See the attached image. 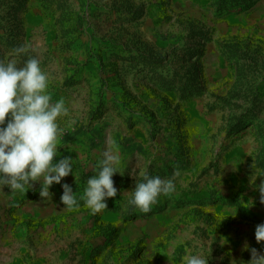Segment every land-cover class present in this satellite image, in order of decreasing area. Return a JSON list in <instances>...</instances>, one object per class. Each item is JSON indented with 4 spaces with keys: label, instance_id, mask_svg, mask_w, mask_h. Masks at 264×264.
<instances>
[{
    "label": "rangeland",
    "instance_id": "374dc122",
    "mask_svg": "<svg viewBox=\"0 0 264 264\" xmlns=\"http://www.w3.org/2000/svg\"><path fill=\"white\" fill-rule=\"evenodd\" d=\"M24 45L25 51L15 49ZM30 57L49 78L74 174L0 185V264H208L264 251V0H0V60ZM116 145L117 196L92 214L79 199ZM141 170L174 177L150 210L127 204Z\"/></svg>",
    "mask_w": 264,
    "mask_h": 264
},
{
    "label": "clouds",
    "instance_id": "9594fccd",
    "mask_svg": "<svg viewBox=\"0 0 264 264\" xmlns=\"http://www.w3.org/2000/svg\"><path fill=\"white\" fill-rule=\"evenodd\" d=\"M16 53L25 51L21 45ZM49 78L36 57H30L18 66L15 59L0 60V185L10 192L23 191L40 182V195L51 196L53 184H61L65 177L74 174V159L67 155L58 158V140L65 132L58 118L67 112L63 98L53 101L48 91ZM118 147L105 149L99 160L97 174L86 181L83 195L76 196L72 185L62 184L60 201L67 208H78L80 201L92 214L108 208L107 198L117 196L113 177L119 171ZM122 174V173H121ZM162 178L141 170L142 180L136 181L127 204L147 212L161 195L170 196L176 191L175 175ZM76 177V175H75ZM264 203V183L257 185ZM258 243L264 242V223L255 227ZM243 250L251 259L239 264H264V251L245 243ZM181 264H208L201 252L185 254ZM232 264H238L236 260Z\"/></svg>",
    "mask_w": 264,
    "mask_h": 264
}]
</instances>
